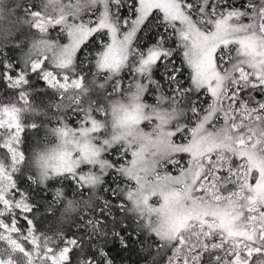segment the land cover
I'll list each match as a JSON object with an SVG mask.
<instances>
[{
  "label": "snow or ice",
  "instance_id": "snow-or-ice-1",
  "mask_svg": "<svg viewBox=\"0 0 264 264\" xmlns=\"http://www.w3.org/2000/svg\"><path fill=\"white\" fill-rule=\"evenodd\" d=\"M26 15L23 67L0 66V264H114L130 223L149 264H264V0H40ZM30 75L55 102L34 101ZM42 124L55 142L29 156L22 134ZM33 186L52 188L44 213Z\"/></svg>",
  "mask_w": 264,
  "mask_h": 264
},
{
  "label": "trees",
  "instance_id": "trees-1",
  "mask_svg": "<svg viewBox=\"0 0 264 264\" xmlns=\"http://www.w3.org/2000/svg\"><path fill=\"white\" fill-rule=\"evenodd\" d=\"M244 2H246V0H237V6ZM39 4L40 0H0V66H2L4 58H7V60L16 65L18 69L23 67L21 57L28 52L32 37L35 35L30 26L23 23V21L27 19L26 9L37 8ZM85 17L86 19L88 18L87 15ZM50 37L60 38V33L57 30H52L50 32ZM179 62V58H177V63L179 64ZM156 75L157 78H159V73ZM29 87L33 91V99L35 102L43 101L47 104L55 102L57 99L55 91L47 88L43 81L39 80L36 76H29ZM10 95L11 93L4 85L0 84V99L7 101ZM253 95L257 99H264L259 92H255ZM49 113L50 115L48 118L41 116L37 119L44 123H48L51 118V109H49ZM26 119L31 122L30 117H26ZM54 123L55 121H52L49 126H52ZM22 142L23 150L27 155L31 156L34 151H41L45 144L54 143L55 138L46 136L45 128L42 124L38 130H28L23 133ZM29 175H35L34 168H30L29 171H25L23 176L19 177L18 182L21 188H25L29 185L27 179ZM65 189L68 192V198H72L71 188L66 185ZM51 192L52 188L41 190L33 186L31 189L32 198L35 202L40 204L41 213H44L45 205L51 202ZM60 212H64V207L58 208L55 216L42 215L40 220L41 229L48 228L49 225L58 218ZM72 215H74V213L71 211L65 213L66 218H70ZM128 233L132 234L129 237L127 249H122L118 241L108 246L109 255L113 258L114 264H149L151 255L141 251V248L146 247L147 244H150L152 241L147 240L145 235L141 234L138 238L139 242H137V237L131 223L128 232L124 234L128 236Z\"/></svg>",
  "mask_w": 264,
  "mask_h": 264
},
{
  "label": "rangeland",
  "instance_id": "rangeland-1",
  "mask_svg": "<svg viewBox=\"0 0 264 264\" xmlns=\"http://www.w3.org/2000/svg\"><path fill=\"white\" fill-rule=\"evenodd\" d=\"M85 19H86V17H85Z\"/></svg>",
  "mask_w": 264,
  "mask_h": 264
}]
</instances>
